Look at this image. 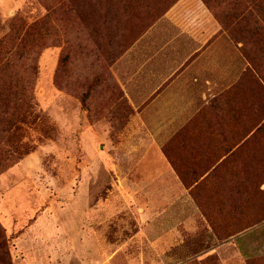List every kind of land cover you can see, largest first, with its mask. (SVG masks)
Here are the masks:
<instances>
[{"label": "rangeland", "instance_id": "374dc122", "mask_svg": "<svg viewBox=\"0 0 264 264\" xmlns=\"http://www.w3.org/2000/svg\"><path fill=\"white\" fill-rule=\"evenodd\" d=\"M175 1L0 0V264H264V23L244 18L251 0H198L222 27V55L229 38L242 41L259 73L252 139L238 136L230 158L235 142L218 151L201 138L230 116L235 93L213 97L211 71L163 115L177 117L167 134L136 123L138 113L150 121L148 106L178 74L142 97L124 55L157 38L160 48L133 56L170 54L183 37L160 19ZM10 88L19 112L6 128Z\"/></svg>", "mask_w": 264, "mask_h": 264}, {"label": "crops", "instance_id": "0c3cea01", "mask_svg": "<svg viewBox=\"0 0 264 264\" xmlns=\"http://www.w3.org/2000/svg\"><path fill=\"white\" fill-rule=\"evenodd\" d=\"M182 2H184V0H179L177 4L160 19L162 24L168 22L174 24L177 28L178 36L183 37L173 41L170 54L163 51L156 57H149L148 60H146L147 63H145L146 61L144 59H142L144 61L141 60L139 62L137 58L133 56L135 55L133 52L136 51L138 45L145 46V44H147L149 46L148 48L151 49H153V47H155V49L160 48L163 42L160 38H157L148 39L147 42L141 39L139 43H136L135 46L132 47V57L129 56V51L124 55L125 62L131 65L132 86L138 93H142V97L146 94L158 92L171 77L178 74L173 82L165 85L164 89L159 92L158 96H156L148 106L151 116L150 121L146 123L142 113H138V116L135 118L136 123L156 126L160 130L159 133L164 132L167 134L168 130L166 129L176 121L177 117H168L164 119L163 115L166 116L175 109L178 112L180 109V107H178L180 102L177 101V98L182 94L184 95L191 92L188 88L189 83H193L191 82V78H193L194 82H197L199 79L198 77L202 76H198L199 72L211 71L213 78L211 80L207 79L205 83L208 84V92H211L213 97L227 88L231 94L233 90H235V93L230 96V116L215 120L213 134L207 137L204 135L201 138L218 142V151L225 148V143L230 144L235 142L229 150L228 156L230 158L236 157L238 148L236 140L238 136L241 137L244 135L241 143L246 142L252 139L254 131L252 127L253 123L250 118L252 110L251 100L253 97L252 90L255 84H253V74L259 75V73L253 66V48L242 41H239L238 45H236L229 38L228 53L226 56L222 55L223 52H221L220 45H222L221 41L223 37L214 36L215 34L217 35L222 28L220 23L200 1L194 0L193 4L195 5H193V7H189L188 5L184 6ZM187 12H192L195 15H186L185 13ZM191 20H196L197 22L190 26L188 22ZM149 32L152 33V31ZM156 33H158V31H156ZM241 47L243 48V52L240 49ZM197 52H199L198 56L190 63H187L192 55ZM259 62L262 68V74H264V59L260 58ZM143 63H145L146 66L143 65ZM141 65L142 74L137 75L136 69ZM260 81L264 86V78L260 77ZM173 95L177 96L175 97ZM186 108L189 107L186 106ZM221 143H224L222 147L220 145ZM157 156H160L159 153H157ZM225 157H227V155L223 154L222 158ZM154 170L155 166L150 169V171ZM149 223L150 222H148V224ZM151 226H153L152 223H150V227ZM153 230H155L154 226L152 228V231ZM252 230H254V228L248 230L245 234L250 233ZM141 232H144L143 227L141 228Z\"/></svg>", "mask_w": 264, "mask_h": 264}, {"label": "trees", "instance_id": "16d2710c", "mask_svg": "<svg viewBox=\"0 0 264 264\" xmlns=\"http://www.w3.org/2000/svg\"><path fill=\"white\" fill-rule=\"evenodd\" d=\"M179 0H176L172 5L171 7L168 9L170 10ZM206 5L208 4L207 3V0H203ZM256 1V2H255ZM251 2L253 3V5L251 6L252 10L253 11H249L246 13V15L244 16L245 19H249V17L251 19H254L255 23H264V12H261V8L264 7V0H251ZM209 7V6H208ZM134 9V8H133ZM132 9V10H133ZM167 10V11H168ZM166 11V12H167ZM165 12V13H166ZM215 13V12H214ZM216 14V13H215ZM255 14V15H254ZM217 15V14H216ZM143 18L141 17L140 18V22H142L143 24L146 22L145 20H142ZM61 60H67V55L65 56H62ZM2 78H0V82H1ZM11 85H13L14 83L11 82L9 83ZM96 84H90V86L88 87L87 91L84 93V95L82 96V104L85 106L87 104V102L93 97V94L95 93V91L93 90L95 88ZM8 92V90H5V92ZM19 92L17 90H13V89H9V95L7 93L6 97L8 98L10 96L9 99H7L8 103H7V106H11L12 108L9 110V109H6L3 111V117H1L3 120H2V124L7 128L9 126H12L15 118L17 117L18 115V112L19 110L16 108V96H17V93L16 92ZM1 96V95H0ZM89 101V103H90ZM88 103V104H89ZM12 104V105H11ZM9 108V107H8ZM2 154H5L2 150L0 151ZM2 163V157L0 156V164Z\"/></svg>", "mask_w": 264, "mask_h": 264}]
</instances>
